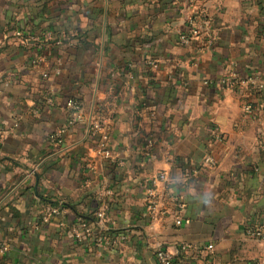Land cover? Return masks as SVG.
Segmentation results:
<instances>
[{
	"label": "crops",
	"instance_id": "obj_1",
	"mask_svg": "<svg viewBox=\"0 0 264 264\" xmlns=\"http://www.w3.org/2000/svg\"><path fill=\"white\" fill-rule=\"evenodd\" d=\"M192 23L215 43L186 40ZM246 74L264 80V0H0V264H161L160 249L173 264H264V82L222 83ZM100 108L111 118L94 134ZM152 186L184 203L181 225L149 221ZM40 192L76 208L53 212ZM104 205L108 250L76 238V210ZM186 241L215 249L192 258Z\"/></svg>",
	"mask_w": 264,
	"mask_h": 264
},
{
	"label": "built area",
	"instance_id": "obj_2",
	"mask_svg": "<svg viewBox=\"0 0 264 264\" xmlns=\"http://www.w3.org/2000/svg\"><path fill=\"white\" fill-rule=\"evenodd\" d=\"M210 33L209 35H207ZM204 33V27L201 23H192V28L189 36L186 37V40H197L200 50H204L205 47L212 44L214 39L216 38L215 32ZM201 45H203L201 47ZM44 75H48L45 73ZM264 82L263 78L258 75L246 74L242 79H236L232 75H228L222 79V83L230 88L244 91L250 90V86L258 87V83ZM69 105L78 108L79 101L76 98H71L69 100ZM244 110L247 114L254 115L255 114V106L253 102L248 99L244 103ZM37 112V111H36ZM110 111L106 108H100V110L96 109L94 115L91 116V124L89 131L92 133H101L102 131L107 130L108 124L110 122ZM214 134H221L219 131L214 130ZM55 137V136H54ZM156 141L153 137L147 138V144H154ZM93 148L100 152L104 157H111V150L108 147V142L105 138L102 140L95 141L93 144ZM217 163L216 158L212 155L208 156L205 161L206 166L214 167ZM191 175L190 170H186L185 177ZM159 180L165 181L167 180L166 172H162L159 175ZM147 195V215L149 221L156 225L162 224L166 221L174 222L176 224H181L183 220V209L184 203L179 201L174 194L165 195V192L159 190L157 186H152L148 188ZM178 205L175 209H170L174 203ZM64 212L62 209H55L53 212ZM108 209L104 205V207L98 213V224L97 226H91L86 223L80 221V227L76 232V238L82 239L84 234L87 235H95L97 238V242L104 247V249L108 250L113 245L110 237L107 236L108 231L111 228L110 224V215L107 212ZM253 233L260 235L262 231L260 229L255 230ZM181 248L189 251L190 254H193L194 257H202L209 254H212L215 249V245L213 243H201L195 244L192 242H184L181 244ZM1 251V248H0ZM157 257L161 264H173L175 261L174 252L168 249H160L157 252Z\"/></svg>",
	"mask_w": 264,
	"mask_h": 264
},
{
	"label": "trees",
	"instance_id": "obj_3",
	"mask_svg": "<svg viewBox=\"0 0 264 264\" xmlns=\"http://www.w3.org/2000/svg\"><path fill=\"white\" fill-rule=\"evenodd\" d=\"M213 43H215V41L212 42V45H213ZM196 44H198L197 41H196ZM250 89L253 90V89H256V87L255 86H250ZM39 196L40 197L44 196L43 199L46 201L47 204L50 205V207H58L60 209H69L70 207L74 208V209L76 208L75 205L73 203H71V201L70 202H66V200L64 198L55 197V196L51 197V196H47V195L45 196L41 192H40ZM108 201H109V199H108ZM76 212H77V215L80 217V219L82 221L86 222V223H89V222L97 223V221H98V218H97L95 212L88 213V212H82V211H78V210H76ZM108 233L110 234L111 231L110 232L108 231ZM210 255L211 254L206 255L205 257H209ZM190 257L195 258L193 254H190ZM197 258H200V257H197ZM0 262H1V258H0Z\"/></svg>",
	"mask_w": 264,
	"mask_h": 264
}]
</instances>
